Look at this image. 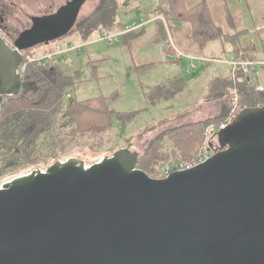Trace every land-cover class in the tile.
Masks as SVG:
<instances>
[{
	"label": "water",
	"instance_id": "1",
	"mask_svg": "<svg viewBox=\"0 0 264 264\" xmlns=\"http://www.w3.org/2000/svg\"><path fill=\"white\" fill-rule=\"evenodd\" d=\"M86 1L32 17L14 44L0 31V112L21 91L24 50L67 35ZM217 137L209 159L165 177L121 148L3 183L0 264H264V104Z\"/></svg>",
	"mask_w": 264,
	"mask_h": 264
},
{
	"label": "rangeland",
	"instance_id": "2",
	"mask_svg": "<svg viewBox=\"0 0 264 264\" xmlns=\"http://www.w3.org/2000/svg\"><path fill=\"white\" fill-rule=\"evenodd\" d=\"M102 1L87 0L79 11L77 24L91 16ZM167 1L117 0L121 17L117 24L121 23L122 30L132 26L135 20L143 18L149 20L144 26L147 32L140 37L134 36L139 32L131 33L135 31L131 30L126 32L127 34L124 33L119 42L106 44L105 41L99 40L102 36L99 27L89 38L91 42L86 45L82 43L84 40L73 39L71 36L60 43L39 44L24 50L26 58L34 60L44 55H52L57 51L58 44H62V47L65 45L70 47L71 42L82 44L80 48L45 59L53 60L56 56V63L61 65L64 73L76 77V85L74 83L65 89L60 106L53 112L51 126L37 136L26 152L21 150L15 153L14 149L0 148V186L34 170H46L58 160L77 158L86 165H91L105 156H111L121 148L138 151L143 160L139 167L147 170V173L153 177H162L164 158L165 163L191 160L198 151L207 147V143L211 140L208 129L212 125H219L217 123L228 117L234 120L238 116L245 106L243 99L233 88L222 86L216 89L215 93L223 90L225 94L212 99L208 97L211 82L218 77L216 74L224 71L220 67L222 65L205 68L198 77L194 74L188 77L184 68L189 58H184L178 65L179 72L187 80L186 89L166 102L161 100L156 104L149 103L146 94L155 86L162 85V81L170 78L173 71L167 63H161L163 59L167 61L165 34L161 35L160 32V27L166 25L164 20L171 25L170 34L177 47L181 50L183 47L184 52L185 49L188 52L202 50L192 36L190 23L180 26V23L175 22L174 18L169 19L166 14L163 15L165 19L157 16V11H161L158 6L163 5L161 8H167ZM65 3L66 0H0V29L7 34L13 44L14 38L20 32L32 26V17L55 13ZM208 3L213 11L214 21L227 26L224 0H208ZM100 24L107 26L106 30L109 33H115V30L110 29L109 23ZM228 33L232 35V32ZM221 41L227 43L220 38L208 44L222 43ZM190 45L192 47H189ZM219 46L220 44H214L212 49H218ZM226 48H229L227 44ZM217 57L213 58V61H225L220 56ZM225 71L223 74H228ZM242 72L245 73L244 70ZM171 81L168 86L175 82V78ZM212 87L213 84L211 89ZM100 95L111 96L109 100L111 109L123 114H108L101 106V97L91 101L92 97L96 98ZM193 111H200L202 114L193 115ZM206 121L204 131H202L204 125H194ZM185 129L193 130V133L189 132V134L196 136L194 138L196 141L191 145L178 144V146L174 142L175 138L165 136L163 145L158 151L163 160L159 163L153 162L152 166L144 164V160L147 159L145 152L158 135L172 131L170 134L178 138L177 133ZM213 141L218 143L217 138H213ZM25 153L29 157H26ZM158 168H161L160 172H157Z\"/></svg>",
	"mask_w": 264,
	"mask_h": 264
},
{
	"label": "trees",
	"instance_id": "3",
	"mask_svg": "<svg viewBox=\"0 0 264 264\" xmlns=\"http://www.w3.org/2000/svg\"><path fill=\"white\" fill-rule=\"evenodd\" d=\"M166 3L168 7L165 9L161 8L163 5L158 6V9H161V11L158 10L157 15L165 16L166 14L169 19L174 18L175 21H187L190 23L192 36L197 45H200L202 49H204L209 42L221 38L227 41V43L230 41L234 46L233 52L236 51V58H240L238 53L242 51L239 47L241 31L232 32V35H230L224 30L223 26L217 24L212 17L213 15L208 0H201L193 7L187 6V0H168ZM119 10L120 5L117 0H103L96 11L87 19L80 22L73 32L75 35L79 36L80 39L88 40L100 26L107 29V26L100 24L103 22L109 23L111 30L118 31V29L123 27L121 23L117 24ZM162 28L165 30V26ZM165 33H167L166 30ZM65 38L42 44L48 45L51 42L60 43ZM53 58H50L53 60H45L39 57L34 60H28V58H26L25 63L21 66L20 71L23 76L21 91L14 96H6L1 106V149H14L15 153H19L21 150H25L26 152V149L31 147L37 136L43 130L51 126L53 112L60 106L61 97L64 95L65 89L74 85V83L76 85V77L74 78L72 74L64 73L61 65L56 63V56ZM185 81L187 80L184 77L177 76L175 77V82L170 86H168L169 83L155 86L146 94V98L149 100L150 104H156L161 100H170L185 88ZM171 82L172 81H170V83ZM212 84L213 87L211 89ZM222 86L233 88L235 93L243 99V105L245 107H255L264 104V87L257 86L252 80L251 74H246L239 70L235 77L232 76V74L228 77H216L210 84L208 97L212 99L225 94L223 90L215 93V90ZM98 97L102 98V104H100L107 110L108 114H123L122 112L111 109L109 103L111 96L100 95L96 96V98L92 97L91 101H96ZM120 119H122V117H120ZM206 123L207 121L194 123V125H204L202 128V131H204ZM192 131V129L180 131V133H177V136H179L178 138L170 134L172 131H166L164 135H158L150 143L145 152V158L147 159L146 161L144 160V164L146 165L147 163V165L152 166L153 162L159 163L163 160L158 151H160V147L163 145L165 136H172L175 138L174 142L177 145H191L196 141V139H194L196 136L189 134V132ZM25 156L29 157L26 153ZM142 162L143 160L140 156L138 166H140ZM165 162L166 160L164 158V164H166ZM142 169L144 170V168ZM160 170L161 168H158L157 172H160ZM145 171L147 172V170Z\"/></svg>",
	"mask_w": 264,
	"mask_h": 264
},
{
	"label": "crops",
	"instance_id": "4",
	"mask_svg": "<svg viewBox=\"0 0 264 264\" xmlns=\"http://www.w3.org/2000/svg\"><path fill=\"white\" fill-rule=\"evenodd\" d=\"M199 2H200V0H187V6L192 7ZM210 9H211V6H210ZM224 9H225V13H226L225 15H226L227 26H225L224 24H221V26H223V28L226 32L241 31V34L239 37V41H240L239 47L242 51H240L238 53V56L240 58L245 57L246 60L249 59V60L257 61V62H255L256 66L253 68V70L251 72L252 80L254 81V83L257 84V86L264 87V63H263L264 62V0H224ZM211 12L213 15L212 9H211ZM213 18H214V16H213ZM117 20H121L119 13L117 15ZM175 22L180 23V26L181 25L185 26L184 24L187 23V21H185V22L175 21ZM165 27H166L167 31H168V28L170 29V31L172 30L171 25H169V24L165 25ZM162 29L163 28L161 26L160 27L161 35L165 34V38H166V35H167V33H165L166 29L165 30L163 29L164 33H163ZM118 31H115V32H118ZM132 32L133 33L139 32V33L134 34V36L140 37L144 32L146 33L147 31H146V28H140L139 30L131 31V33ZM72 38L73 39H80L79 36H77V35L72 36ZM165 38H164V40H165ZM221 42L222 43H219V42L214 43V44H220V46H219V48L221 47L220 50H219V48L218 49H212V46L214 44H208L202 50L199 48L201 50L200 52H192V51H189V52L192 55H203V56L212 55L210 57H215V58L217 57L215 55H218L217 58H219V56H220V58H222L223 60H231V59L236 58V57H234V55H236V51L233 52L234 46L231 43H224L223 41H221ZM226 44L229 46V48H226ZM189 47H192V46L190 45ZM181 48H182V50L184 49L183 47H181ZM214 50H219V51H214ZM186 51L187 50L185 49V52ZM189 52L187 51V53H189ZM166 60H167V58H166ZM169 62L170 61H168V60L165 61V59H163L161 61V63H163V64L167 63L173 70L170 74L172 76H170V78H166L164 81H162L163 82L162 85H166V84L170 83V81L173 80L177 76L183 77L181 72H179L180 68L178 67V65H176L175 63H169ZM214 65H222L220 67H222L224 69V71L226 70L225 72L228 73V74H223L224 71H222V72L216 74V76L228 77L232 74V71H231L232 67L227 62H225V61H223V62H221V61L210 62L209 61V62H205V63L200 64V68L197 70V72L194 73L195 77H198L202 72H204L203 70L205 68L214 67ZM220 67H216V68L218 69ZM168 79H169V81L167 82ZM184 90H182L181 92H183ZM162 101L166 102L167 100H162ZM159 102H161V101H159ZM196 113L202 114L200 111H198V112L193 111V115H195Z\"/></svg>",
	"mask_w": 264,
	"mask_h": 264
},
{
	"label": "built area",
	"instance_id": "5",
	"mask_svg": "<svg viewBox=\"0 0 264 264\" xmlns=\"http://www.w3.org/2000/svg\"><path fill=\"white\" fill-rule=\"evenodd\" d=\"M160 17H163V15H157ZM162 19V18H160ZM165 19V18H164ZM165 24L168 25L167 20H164ZM149 22L148 19H140L136 20L132 26H127L125 30H121L118 32H115L114 34L109 33L103 26H100V29L102 30V36L99 38V40L105 41L106 44H114L116 42L120 41L121 36L131 30H138L140 28H144V26ZM91 42V39L84 40L82 43L83 45H86ZM11 43V42H10ZM165 43V53H166V58L170 63H175L176 65H179L184 58H189V62L187 66L184 68V71L188 77H191L197 70L200 68V64L205 63V62H211L213 61L215 57H207L203 55H192V54H187L183 50H181L179 47H177L172 39V36L170 34V29L168 28L167 31V37L164 40ZM62 44H58L57 46V51L53 53L52 55H44L43 57H40L41 59H46L49 58L53 55H59L63 54L67 51L74 50L76 48H80L82 44L80 43H74L71 42V46H64L62 47ZM229 65L232 67V76L235 77L237 72L239 70H244L245 73L251 74L253 68L256 66V63L253 61H248L245 60L244 58H234L231 60H225ZM264 63V62H263ZM252 77V76H251ZM233 119L228 117L226 118L222 123L219 125H212L208 129V132L210 131L211 134V140L207 143V147H204L200 151H198L197 154L192 156L191 160H185V161H170L167 162L162 169V177L168 176L174 171H179V170H184L191 168L195 165H198L207 159H209L216 150L218 149H213L212 146H210V143H214L213 138H217L218 131H220L223 128H226L230 123H232Z\"/></svg>",
	"mask_w": 264,
	"mask_h": 264
},
{
	"label": "flooded vegetation",
	"instance_id": "6",
	"mask_svg": "<svg viewBox=\"0 0 264 264\" xmlns=\"http://www.w3.org/2000/svg\"><path fill=\"white\" fill-rule=\"evenodd\" d=\"M69 1H70V0H66V3L63 4V5L65 6ZM63 5H62V6H63ZM62 6H61V7H62ZM82 6H83V5H82ZM82 6H81V8H82ZM61 7H60V8H61ZM60 8H59V9H60ZM81 8H80V10H81ZM59 9H58V10H59ZM1 11H3V10H1ZM2 16H3V15H2ZM78 17H79V14H78ZM1 20H3V18H2ZM77 22H78V18H77L76 23H75V25L73 26L72 30H71L67 35H65V36L62 37V38H65V37H71V36H74V35H75V33L73 32V30L76 29V27H77V25H78ZM0 31H1L2 34L5 36L6 40L10 43L11 40L9 39V37L7 36V34H4L3 31H2L1 29H0ZM19 35H20V34H19ZM19 35H18L17 37H19ZM17 37H16V38H17ZM16 38H14V41L12 42L13 44H14ZM60 39H61V38H60ZM37 46H38V45H37ZM32 48H33V47H32ZM30 49H31V48H30ZM27 50H28V49H27ZM212 146H213V147H212L213 149H218V150H219L221 145H220V143H215V144L212 143Z\"/></svg>",
	"mask_w": 264,
	"mask_h": 264
},
{
	"label": "clouds",
	"instance_id": "7",
	"mask_svg": "<svg viewBox=\"0 0 264 264\" xmlns=\"http://www.w3.org/2000/svg\"><path fill=\"white\" fill-rule=\"evenodd\" d=\"M219 132V131H218ZM218 135V134H217ZM217 139H218V137H217ZM218 143H219V141H218ZM210 146H211V143H210ZM213 147V146H212ZM221 148V147H220Z\"/></svg>",
	"mask_w": 264,
	"mask_h": 264
}]
</instances>
